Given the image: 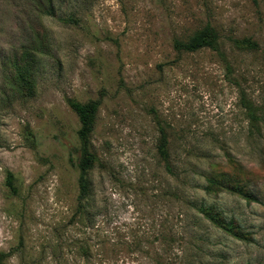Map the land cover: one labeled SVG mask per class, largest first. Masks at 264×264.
Wrapping results in <instances>:
<instances>
[{
    "label": "rangeland",
    "instance_id": "374dc122",
    "mask_svg": "<svg viewBox=\"0 0 264 264\" xmlns=\"http://www.w3.org/2000/svg\"><path fill=\"white\" fill-rule=\"evenodd\" d=\"M69 101L99 103L81 214ZM0 253L264 264V0H0Z\"/></svg>",
    "mask_w": 264,
    "mask_h": 264
},
{
    "label": "trees",
    "instance_id": "16d2710c",
    "mask_svg": "<svg viewBox=\"0 0 264 264\" xmlns=\"http://www.w3.org/2000/svg\"><path fill=\"white\" fill-rule=\"evenodd\" d=\"M52 10V7H49ZM218 35L215 30L207 25L202 30L197 32L186 42L175 41L174 48L178 52H196L201 49H210L212 51H219V40ZM232 43L236 47H244L246 49L252 50L256 48V44L251 39L233 40ZM69 107L77 115L80 122V129L77 131V137L80 143V159L76 164L79 170L78 186H79V213L81 214L82 207L81 202L86 199L88 195V183L86 179V173L91 169L94 163V155L89 150V136L93 130L94 119L97 113L99 103L97 101H91L86 104H79L76 102L69 101ZM158 153L162 160L166 161L168 159L167 151V139L162 134L160 144L158 146ZM209 182L213 186L220 185L217 180L210 179ZM7 185L12 191H14V186L12 184V178L9 174L7 176ZM225 187V186H222ZM226 188V187H225ZM228 189V188H226ZM237 194L243 196L246 199H250L249 195L246 193L238 192ZM217 222H215L216 224ZM218 227L222 228L219 224ZM7 254L0 253V264H5Z\"/></svg>",
    "mask_w": 264,
    "mask_h": 264
}]
</instances>
